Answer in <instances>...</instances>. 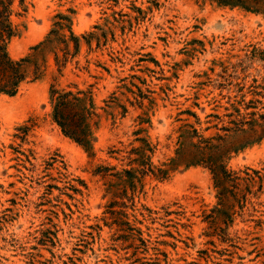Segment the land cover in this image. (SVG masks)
Returning a JSON list of instances; mask_svg holds the SVG:
<instances>
[{
    "label": "rangeland",
    "instance_id": "1",
    "mask_svg": "<svg viewBox=\"0 0 264 264\" xmlns=\"http://www.w3.org/2000/svg\"><path fill=\"white\" fill-rule=\"evenodd\" d=\"M13 18L9 52L31 62L19 92L0 93V264H264V138L225 159L249 184L221 190L205 164L173 162L185 127L213 137L264 112V14L16 0ZM52 84L92 93L93 150L54 121ZM246 135L231 130L228 146Z\"/></svg>",
    "mask_w": 264,
    "mask_h": 264
},
{
    "label": "trees",
    "instance_id": "2",
    "mask_svg": "<svg viewBox=\"0 0 264 264\" xmlns=\"http://www.w3.org/2000/svg\"><path fill=\"white\" fill-rule=\"evenodd\" d=\"M219 5L242 7L248 11L264 14V0H215ZM20 4H24L25 0H19ZM16 0H0V93L10 96L16 95L22 84L28 79V63L31 62V57L15 59L9 52V43L14 36L18 34V26L14 21ZM65 17V16H64ZM64 24V22H63ZM62 24V25H63ZM70 38L78 49L80 44L79 36H77L70 27ZM60 34L59 30H52L48 37L34 46L38 48L46 41L54 40L53 35ZM67 47L69 43H67ZM57 60L60 61L57 56ZM40 66L35 70L34 79L41 77L39 72ZM51 102L53 104V119L60 126L62 132L81 144L87 150H93L94 144V126L97 122L94 117L98 114L95 109V102L90 91L85 90H59L55 84L51 85ZM249 107V106H248ZM237 111H240L237 109ZM258 114V118L250 120L243 119L233 120L230 123H235L236 128L223 126L222 129L226 134H217L213 137H204L199 133L197 128H184L181 131L180 139L181 147L177 153L178 157L174 161L183 159L186 166L205 164L211 170L215 184L221 188L227 187L228 184H243L240 181L249 182L255 178L252 174L247 173V176H239L235 172L227 168L225 159L228 158L233 151H238L240 148L249 143L261 141L264 138V112H252ZM195 115V114H194ZM233 114H229L231 116ZM240 115V112L238 113ZM247 125V126H245ZM243 132L247 134V142L242 146H228V132ZM251 135V136H249ZM196 138V140H195ZM217 140L218 142H214ZM140 156H144L142 151H139ZM140 160V159H138ZM131 173V170L127 171ZM159 172L162 177H165L169 172L168 169L160 168Z\"/></svg>",
    "mask_w": 264,
    "mask_h": 264
}]
</instances>
